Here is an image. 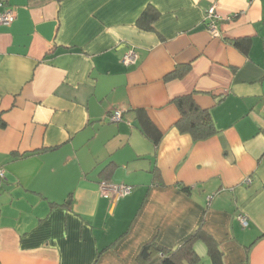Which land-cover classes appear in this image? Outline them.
<instances>
[{
	"label": "crops",
	"instance_id": "crops-1",
	"mask_svg": "<svg viewBox=\"0 0 264 264\" xmlns=\"http://www.w3.org/2000/svg\"><path fill=\"white\" fill-rule=\"evenodd\" d=\"M0 2V264H160L198 231L180 264H214L212 246L264 264V0ZM184 95L215 134L177 130ZM102 181L132 190L105 197Z\"/></svg>",
	"mask_w": 264,
	"mask_h": 264
},
{
	"label": "trees",
	"instance_id": "trees-1",
	"mask_svg": "<svg viewBox=\"0 0 264 264\" xmlns=\"http://www.w3.org/2000/svg\"><path fill=\"white\" fill-rule=\"evenodd\" d=\"M157 15L155 10L146 8L140 15V24H144V26L149 24V22L157 18ZM174 102L179 111V118L175 122V127L179 132L189 134L195 141L206 139L216 133L217 130L208 110L196 105L191 95L177 97ZM136 118L142 134L157 146L161 138V133L149 120L143 109H136ZM198 236H201L199 231L185 240L177 249L173 251L163 250L162 253L165 257L162 258L160 264H180L184 260L191 263L196 262L198 256L192 247V243ZM154 247V241H150L142 247L140 254L148 256ZM209 253L213 257L214 264H220L218 260L219 251L212 246L209 249Z\"/></svg>",
	"mask_w": 264,
	"mask_h": 264
},
{
	"label": "built area",
	"instance_id": "built-area-1",
	"mask_svg": "<svg viewBox=\"0 0 264 264\" xmlns=\"http://www.w3.org/2000/svg\"><path fill=\"white\" fill-rule=\"evenodd\" d=\"M1 5V2H0ZM206 17L210 19L209 24L207 25V30L213 34L217 35V29L215 26V21L218 18V15L215 13V6L212 5L206 10ZM227 19L231 16H227ZM14 19V12L5 8L0 11V23L9 24ZM136 59V53L133 48H129L122 56V61L124 64H132ZM122 113L121 110H114L109 114L110 121H118L121 119ZM4 178V171L0 169V180ZM132 190L130 185L125 184H114L108 181H102L99 183V192L101 195L109 198H119L129 194ZM239 221L244 226L247 224V219L244 215L239 216Z\"/></svg>",
	"mask_w": 264,
	"mask_h": 264
}]
</instances>
